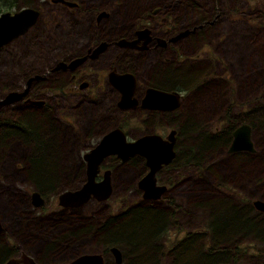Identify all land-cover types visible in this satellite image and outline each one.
<instances>
[{"label": "rangeland", "instance_id": "rangeland-1", "mask_svg": "<svg viewBox=\"0 0 264 264\" xmlns=\"http://www.w3.org/2000/svg\"><path fill=\"white\" fill-rule=\"evenodd\" d=\"M2 1L6 0H0V5H3ZM64 1H73L76 5L68 6L64 2L51 0H16L19 6L36 8L38 15L30 28L0 48V95L1 88L23 86L25 79L32 73L40 76L34 80L33 86L37 88L38 99H45L49 107H45L46 109L43 110H39L41 107L38 106L29 108L40 116V118L37 116L39 123H34L32 118L26 115L21 116L20 122L35 126L36 137L41 140V145L52 142L56 147V152L53 149L49 155L55 158L57 165L55 167L51 164L50 158L47 160L39 158L34 161L35 154H31L25 139L21 140L13 136L17 135L20 129L13 130L12 125H7L5 135L0 140L2 141L5 136L9 135L8 133H12L7 136L6 141L0 143V151L4 148V144L7 145L3 154L0 155V177L3 180L0 188L6 194L3 198L0 197V221L10 231L17 230L21 238L34 239L37 244L46 245L49 249L47 253V257L50 256L49 261L61 258L67 253L63 249V245L70 239L74 238L78 242L98 240L94 234L79 237L80 232L84 233L85 231H80L72 236L69 229L84 222H95L106 216V213L102 211L104 204L90 200L74 215H70L63 209L56 208L54 196H44L47 199L42 212L28 214L25 198L27 192L31 190V182L26 175L36 174L35 167L37 166L39 169L37 175L45 169L48 170L45 177L39 178L38 176L45 183L42 184L38 180L44 189L55 185L57 189L76 186L83 177V168L76 149L84 146L87 138H90L88 141L96 140L102 132L114 127L116 122L121 121L124 113L115 105L114 92L110 85L97 89L93 95L84 88L72 92L71 88L74 87L69 85L67 68L73 69L79 63V57L72 58L68 62H62L60 59L76 50L79 52L88 37L94 33L110 36L120 31L128 35L133 30L135 23L149 26L152 31L158 34H161L160 27L165 30L174 29L177 32L184 29L189 20L192 21L195 18V14L190 9L187 10L184 4H174L178 0ZM198 2L208 13L211 11L212 0H198ZM18 8L10 7L1 11H14ZM152 8H157L159 11L153 17L150 12ZM99 10L105 14L97 16ZM216 11H220L221 16L218 17L214 25L183 36L171 47H164L159 56H156L154 51H128L133 64L132 72L144 81L151 74L150 80L160 87L178 85V79L185 82L190 80L189 85L199 84L201 80L204 81V78H208L207 75L211 77L215 71H221L222 67L219 65L218 59L229 48L237 51L238 46L246 45V41H238L235 34L251 35L254 39H249L251 41L249 49L225 54L226 65L231 69L233 77L231 85H234L237 99L241 96H264V81L260 80L259 75V69L264 65V0H217ZM175 26L176 28H174ZM235 42H237L236 46ZM118 51H120L118 47L105 50L99 59V64L116 65ZM240 52L242 53L239 56ZM158 60L159 68H154L153 65ZM238 65L243 68L238 70ZM49 66H53L52 69L55 71L50 69L47 72L46 69ZM190 66L195 67L191 73L185 71L184 74H181L182 70ZM155 75L161 76L156 79ZM89 79H94L93 74L89 75ZM215 82L219 83L216 80ZM48 86L70 87V90L65 93L59 91L53 93L52 90L51 92L47 90ZM178 88L180 92L183 91L180 87ZM219 91L226 97H231L227 88L225 90L224 87H220ZM208 93L206 88L199 92L195 103L200 111V116L191 114L193 120L202 118L203 113H208L207 104L203 102V96L206 97ZM194 98L196 99V97ZM19 106L21 105L19 104ZM26 109L21 108L18 113L20 114ZM207 115H204V118H207ZM251 115L255 121L260 119V114L256 109L252 110ZM139 116L142 115H138L137 119L132 122V126L126 127L128 136H138L143 133L144 124ZM187 116L188 114L185 113L184 118ZM228 117L233 120L240 118L238 112L230 114ZM50 119H52L53 126L50 125ZM207 121H210L209 127L222 126L218 122V118ZM232 122L234 121L227 119V124L230 125ZM33 125L30 127L32 130L34 129ZM145 125L150 128L149 122H146ZM164 129L165 127H163ZM197 130H200L197 122L191 121L182 124L184 133ZM184 133L180 135V137L183 136L184 141L178 142V146L186 147L187 145ZM200 137L205 139L197 143L193 139L189 141L199 147L195 158L199 157L207 146L206 138L216 140L215 135L208 133H202ZM252 140L256 145L254 157L243 153L233 156L226 153L223 155L221 148H218L215 151L217 156L210 161H202L203 165L195 162L191 166H184L188 161L180 157L177 158L180 166L171 182L176 204L174 217L178 222L191 227H195L194 223L196 222L210 223L212 235L216 234L221 241L229 240V238L230 240L234 239L232 243L231 241L226 242L231 244L211 249L207 246L197 245L189 249V246L185 245L184 248H180L176 252L180 259L177 264H213L227 253H232V250L238 245V232L230 236L231 231L238 229V224H234L238 223V201L251 195L252 192L260 194L264 192V188L259 191L256 186L253 188L245 184L243 189L238 190L229 188L225 184L227 182L238 184V178L252 180L256 176L264 177V129L254 132ZM259 149H263L261 153ZM39 150L41 151V146ZM259 153L263 158H258ZM115 161H113L110 177L111 197L108 198L113 213L127 207L126 204L131 206L141 204V197L133 182L141 169L139 159L123 163ZM14 162L17 163L18 170L14 169ZM146 204L154 205L155 202L147 201ZM138 210H140L138 207L131 209V211ZM144 219L141 216L138 221H129V217L123 218L113 214L108 220L101 221L98 226L104 230L112 228V225L118 226V229H112L104 238L106 241L114 243L116 240H124L123 235L126 233H130L134 239L145 236L146 231L140 224ZM223 224H228V229L225 231L222 230ZM240 233L242 234L243 231ZM252 235L254 237V233ZM171 236L172 232L165 235V238ZM54 238L56 242L52 246L48 245L47 242ZM240 238L249 239L250 237L242 235ZM139 253L141 256L154 258L156 251L142 246ZM167 261L169 260L164 258L161 263L166 264ZM106 264H112L108 257Z\"/></svg>", "mask_w": 264, "mask_h": 264}, {"label": "flooded vegetation", "instance_id": "flooded-vegetation-1", "mask_svg": "<svg viewBox=\"0 0 264 264\" xmlns=\"http://www.w3.org/2000/svg\"><path fill=\"white\" fill-rule=\"evenodd\" d=\"M70 2L73 3L71 6L76 5V3H74L73 1ZM178 3H185L187 5V10L190 9L195 14V18L194 20H189L187 22L184 29H187L188 32L182 36L177 37L173 41H168V38L178 32H175L174 29L165 30L160 27L159 30L161 34H158L152 31L149 26L143 25L142 23H135L133 25V30L128 35L121 33L120 31H117L110 36H102L94 33L88 37L86 43L80 49L79 52L76 50L75 52L68 53L65 57H63V59H60L62 62H68L70 59L76 57H79L81 59L78 61L79 63L73 69L67 68L69 85H72L74 87L71 88L72 92H77V90L84 88L91 92V94L93 95L97 91V89H101L106 85H110L114 92V103L117 108L124 113L123 117L121 118V121L116 122L114 127L110 128L105 132H102L96 140L88 141L90 138H87L84 142V146L76 149L78 151L79 160L83 168V177L81 181L76 184V186L61 189H57V187H55L54 191L45 192L38 190L33 185L34 176L29 174L26 175L29 181L31 182V190L27 192L25 198L27 204L26 212L28 214L42 212L44 207L43 205L45 204L47 196H54L55 203L57 205L56 208H61L64 212H68V214L70 215H74L76 211L80 210L90 200L94 202H102L104 204V209L102 211L106 213V216L96 220L95 222H84L82 224L75 225L74 227L69 229L70 234L72 236H75L80 231H85V235L94 234L95 238H101L99 243L95 244L93 240L78 242L74 238L70 239L63 245V249L67 251V253L61 258L49 261L50 256L47 257L49 249L48 247H46V245L37 244L34 239L21 238L17 230L10 231L0 221V264H27L25 261H23L25 257L31 259L34 264H55L59 262L68 263L71 261L72 258H77L85 254L97 255L99 257V264H106L107 257L111 259L112 264H123V262L124 264H163L161 263V261L164 258H167L169 260L166 264H177L179 257L176 255V252L180 250V248H184L185 245H188L189 249H192V247L196 245L207 246L210 247L209 249H211L212 247H224V245L231 244L234 241V239L230 240V238L229 240L221 241V239H219L216 234L212 235L210 231V223L206 224L196 222L194 223L195 227H191L178 222L177 218L174 217V214L176 212H174L176 204L174 201L175 195L172 192L171 182L175 172L178 171L177 169L180 166L179 162L177 161V158L179 157V152H177L175 146L178 142H180L182 138L180 137L181 131L179 125L175 120L178 119L180 113L185 111H190L193 116H200V111L197 109L196 103L193 99L194 97L198 99L199 91L183 90L182 92H180L178 87L181 88V84H179V82L178 85L160 87L150 80L151 74L149 78L144 81L139 79L132 72L133 64L131 62V55L128 51H154L156 56H159L161 55V51L164 47H171L179 39L183 38V36H186L189 33L193 34L197 31H201L206 26L214 25L218 17L221 16V12L216 11L217 0H212V9L209 13L202 5L199 4L198 0H186L185 2L182 0H178V2H174V4ZM100 11L101 10L98 11V14ZM150 12L152 14L151 17H153V15H155V13L159 11L157 8H152ZM102 14L105 13H103L102 11ZM143 27H146L148 30L139 31V29ZM174 28H176V26ZM235 35L238 37V41H246V45L238 46L237 51H235L236 49L232 50L229 48L224 53V55L220 59H218V63L222 67L221 71H215L213 76L209 77V79L211 80H219L223 82L225 84V87L227 88V92L231 95V97H226L224 95L223 104L218 105L216 91H210L206 97L203 96V102L207 104L208 108L207 120L218 118V122H220L222 126L209 127L208 123L210 121L206 120L207 124H205V131L210 135L216 136V144H218L219 148H221V153L223 155L224 153H226L230 156H233L238 155V153H243L247 156L254 157L256 154V145L252 140V134L258 130L264 129V114H261L260 119L256 121V125H253V123L250 121V118L252 117L251 113L253 109L262 110V112L264 113V99H262L264 98V96H241L238 99L235 97L234 85H231V83H233V77L231 69L228 67V65H226L225 54L236 53L241 50L249 49L251 43L249 39H254L251 35H241L239 33ZM17 36L18 35L14 36L9 41L2 43L0 45V48L12 42L13 39H15V37ZM120 39L124 40L121 41ZM100 43L102 44V46L96 49V47ZM234 45L236 46L237 42H235ZM111 47L120 48V51L117 52L116 56V65H100L99 59L101 55L104 53L105 50ZM241 53L242 52L238 53V55L240 56ZM54 65L55 63L53 64V66ZM53 66H49L46 71L48 72L50 71V69L51 71H55L52 69ZM153 67L159 68V60L154 63ZM242 68L243 67H240L238 65V70ZM194 69L195 67L190 66L182 70L181 74H184L185 71L191 73ZM90 74H93V80L89 79ZM30 75H33V73ZM30 75H28V77ZM259 75L261 77L260 80L264 81V65L260 67ZM115 76H117V78H115ZM160 76L155 75V77H157L156 79H158V77ZM34 80L29 83L25 94L22 95L20 99L0 105L1 139L6 131L7 125H12L13 130L16 128H22L23 124L20 122L21 116H30L33 122L35 123V120L38 119V115H36L35 111H31L29 108H34L35 106H38L41 107L39 110H43L49 107V104L45 99H38L39 97L37 94V88L33 86ZM24 86L25 81L23 86L21 87L5 89L1 88L0 99L7 91L13 89L21 90L24 88ZM48 87L49 88L47 90L49 92H51L52 90L53 93H55L56 91L65 93L66 91L70 90V87ZM148 88H153L166 92L175 91L177 92L178 96L176 97V99L163 100L161 102L157 101L158 104L165 105V107H162L163 109L157 107V103L154 108L147 107L149 106V100L148 96L145 95V91ZM40 92H42V90H40ZM124 94H126L127 96ZM121 95L123 98L125 97L124 99L128 101L130 100L132 102L128 103L125 100H121ZM19 104L21 106H19ZM21 108L27 109L19 114L18 111ZM236 112H238L240 118L237 121L232 122L230 125L227 124L228 115L235 114ZM38 114H41V112H38ZM138 115H142L139 117L144 124V131L138 136H128L126 127L132 126V122L137 119ZM38 117L40 118V116ZM50 122V125L53 126L52 119H50ZM146 122H149L150 128L146 127ZM242 124L248 125V140L250 141L251 149H229L231 141L233 139L234 129ZM163 127H165L164 130ZM113 129L121 130L124 139L127 141L136 139L144 134L155 135L164 140V142L156 143L154 150L149 154L150 159H161L157 169L154 171V186L157 188L155 190L145 192L144 185L138 186L137 184L138 180L143 175H145L149 169L147 163L148 157L145 153L132 154L124 159L118 158L115 154H106L98 162V167L94 175V180L96 182L100 181L104 173H107L110 185V177L112 174L114 163L113 161L117 160L115 162L123 163L127 161H135V159L138 158V162L141 166V169L133 182L135 183V187L137 188V191L141 197V204H136L132 206L126 204L127 207L113 213L111 211L110 202L108 200V198L111 197L109 193V195L103 199H97L95 196H91L84 203L78 206L58 205L57 196L61 191L67 189H74L86 179V160L84 159L83 154L95 145H97L102 139L103 135L107 134ZM13 136L16 137L15 135ZM6 139L7 137L4 139V141H6ZM2 142L3 141H0V143ZM168 142L171 143L169 144ZM4 145V148L0 151V155L3 154L7 147L6 144ZM143 146L146 147L147 145L143 144ZM263 149H259L260 153ZM197 151L198 149L196 148V146L192 145L190 148L192 156L195 155ZM170 153H172L170 159L165 162L162 161V159H164ZM260 153L258 158L261 159L263 157H260ZM216 156L217 153L215 151L201 152L200 156L197 157L196 163H200L201 165H203L202 161H210ZM184 166H191V164L188 163ZM13 167L15 170H18V165L16 162H14ZM2 183L3 180L0 177V186H2ZM245 184H248L253 188L254 186H256V189L262 191V189L264 188V177L256 176L252 180L238 178V184L227 182L225 186L241 190L243 189V187H245ZM33 191H36L39 197L41 198V202L38 205L34 203L35 198L31 195ZM0 192V197L3 198L6 194L3 192V190H1V188ZM144 194H148V196H144ZM256 199L264 201V192L260 194L252 192L251 195H247L246 198H241V201H238V223H234L238 224V229H234L233 231H231L230 234V236H233L235 233L238 232V245H234L235 249L232 250V253H227L213 264H264V208H259L254 205L253 201ZM147 201H154L155 204H146ZM135 207L140 208V210L131 211V209ZM113 214H117L118 216H121L123 218L129 217V221H138L141 216H143L145 219L144 221L140 222V224L146 231L145 236H141L140 239L130 240L128 246H118L117 244L115 245V243L113 242H108L103 237H101L103 235L101 234L102 231L95 229L98 227V224H96L94 229H83V226L86 223H97L99 220H108L110 215ZM227 226L228 224H223L222 230H227ZM242 231L243 233L241 234L240 232ZM171 232L172 236L169 238H165V235H169V233ZM253 233L255 238L252 235ZM242 235L248 236L250 238H240ZM186 239L189 240L186 242ZM227 241H231V243H226ZM55 242L56 240L54 238L49 240L47 243L48 245L52 246ZM152 244L156 251L155 257L152 258V256H141L139 252L142 246ZM111 247H115L119 252L118 262L115 261V255L110 250ZM230 259L231 261H228ZM86 264H93V260H90V262Z\"/></svg>", "mask_w": 264, "mask_h": 264}, {"label": "water", "instance_id": "water-1", "mask_svg": "<svg viewBox=\"0 0 264 264\" xmlns=\"http://www.w3.org/2000/svg\"><path fill=\"white\" fill-rule=\"evenodd\" d=\"M51 1H61L71 6L73 3L64 0H51ZM38 15V10L30 6H20L14 11L5 10L0 12V45L9 41L16 35L24 33L31 25L34 24L36 17ZM99 16L102 15V11L99 12ZM146 27L140 28L139 31H147ZM188 32L187 29L178 31L176 34L168 38V41H173L179 36H182ZM121 41L124 39H120ZM100 43L96 49L101 47ZM79 60H81L79 58ZM78 60V61H79ZM40 76L38 74L30 75L25 80V86L21 90H9L0 99V105L4 103H9L20 99L22 95L25 94L29 83L38 79ZM117 78V76H115ZM126 95V94H124ZM145 95L148 96L149 106L153 107L156 105L157 101L161 102L163 100L176 99L178 96L177 92H166L162 90H156L153 88H148L145 91ZM127 96V95H126ZM125 98V97H124ZM121 95L120 99H124ZM40 102V101H39ZM158 104V103H157ZM172 104V103H171ZM170 104V105H171ZM175 104V103H174ZM125 105V104H124ZM157 107L162 108L165 105L158 104ZM163 109V108H162ZM171 141V140H170ZM164 142L158 136L144 134L136 139L127 141L124 139L121 130L113 129L107 134L103 135L102 139L97 145L92 147L90 150L83 154L86 160V179L78 187L74 189H67L61 191L57 196V204L60 206H78L84 203L89 197L95 196L97 199H103L107 197L110 193L109 177L107 173H104L100 181L94 180V175L97 171L98 162L106 154H115L118 158L124 159L132 154H143L147 155V163L149 169L145 175H143L137 182L138 186L144 185L145 192L155 190L157 187L154 186V171L157 169L161 159L159 158H149V154L154 150L156 143ZM172 142V141H171ZM171 142H168L169 144ZM143 144L147 146L144 147ZM160 149V148H159ZM229 149H251L250 141L248 140V125L242 124L236 127L233 131V139L230 144ZM153 155V154H152ZM172 153L168 154L162 161H168ZM32 197L35 198L34 203L36 205L40 204L41 198L36 191L31 193ZM148 196V194H144ZM152 197V196H151ZM254 205L259 208H264V201L256 199L253 201ZM110 250L115 255V261H119V252L115 247H111ZM90 260H93V264H99V257L97 255H82L77 258H72L68 263H55V264H86ZM27 264H34L31 259L24 258ZM223 264V263H216Z\"/></svg>", "mask_w": 264, "mask_h": 264}, {"label": "trees", "instance_id": "trees-1", "mask_svg": "<svg viewBox=\"0 0 264 264\" xmlns=\"http://www.w3.org/2000/svg\"><path fill=\"white\" fill-rule=\"evenodd\" d=\"M182 1H186V0H182ZM2 4L3 5H0V11L1 10H3V9H7V8H10V7H16V8H18L19 7V5H17V3H16V0H6V1H2ZM182 4H184L185 5V7L187 8V5L185 4V3H182ZM7 6V7H6ZM3 7H6V8H3ZM192 27V26H191ZM191 27H189V28H191ZM207 77L208 78H204V81L203 80H201V83H199V84H194V85H189V83H191V81L190 80H188L187 82H185V81H181L180 79H178V81H179V83L181 84V89H184V90H186V91H191V90H194V91H201V90H203L204 88H206L209 92L210 91H213V92H217L216 93V96H217V103H218V105H222L223 104V102H224V93H222L221 91H219V88L220 87H224L225 88V90H226V87H225V85L224 84H222L223 82H221V81H219V80H216V81H218L219 83L218 84H216V82H215V80H211V79H209V76L207 75ZM211 81H212V83H211ZM203 84H204V86H203ZM211 84V85H210ZM209 85H210V87H209ZM194 99V101H197V99H195V98H193ZM185 113H187L188 114V116H187V118H184V116H185ZM257 113L258 114H260V116H261V114H264L263 112H262V110H257ZM208 114V113H207ZM206 113H203V117L202 118H199V119H197V120H193V117H191V113H190V111H185V112H182V113H180V116L178 117V119L177 120H175L177 123H178V125H179V128H180V131H181V134L183 135V131H182V124H184V123H187V122H191V121H193V122H197L198 123V126H199V129L200 130H197V131H190V132H187V133H184V136L186 137L185 138V142L187 143V145H186V147H182L181 145H177L176 144V150H177V152H179V157L181 158V159H184V160H186V161H188V163L189 164H194L195 162H197V158H195V155H193L192 156V153L190 152V148H191V146L192 145H195L194 143H190L189 141H191L192 139L193 140H195L196 141V143L197 142H199L200 140H203V139H205V138H201L200 137V134H202V133H207L206 131H205V122H206V120H207V118H204L206 115H207ZM205 115V116H204ZM44 119V118H43ZM42 119V120H43ZM227 119L228 120H230V121H237L238 119H230L229 117H227ZM41 120V121H42ZM250 121L253 123V125H256V121L253 119V116L250 118ZM35 122H36V124L37 123H39V120L38 119H36L35 120ZM49 124V123H48ZM32 125L33 124H29V123H25V124H23V126H22V128L20 129V131H19V133L17 134V135H15L18 139H21V140H23V139H25L24 141H25V143H28L29 144V148H30V151H31V154H35V156H34V161L36 160V159H39V158H41L42 160L45 158V160H47V159H49L50 158V162H51V164H53L55 167H57V165H56V162H55V158L53 157H50V153H52L53 152V149H55V152H56V147H54V145L52 144V142H50V144H46V143H43L42 145H41V140L40 139H38L37 137H36V133H35V126H34V129L32 130V129H30V127H32ZM195 132V133H194ZM27 133V134H26ZM194 133V134H193ZM5 135V134H4ZM9 135H11V134H9ZM9 135H7V136H9ZM7 136H5V138L7 137ZM183 137V136H182ZM4 138V139H5ZM4 139L2 140V141H4ZM0 140H1V138H0ZM206 140H207V146L205 147V149H203L202 150V152H210V151H216L218 148H219V146H218V144H216V140H212V139H210V138H206ZM181 142L182 141H184L183 140V138H181V140H180ZM189 143V144H188ZM40 146H41V151L39 150L40 149ZM196 146V148L197 149H199V147L197 146V145H195ZM48 149H49V152H48ZM44 156V157H43ZM55 156H57L56 155V153H55ZM27 157H28V155H27ZM178 157V158H179ZM187 163V164H188ZM35 170H36V174H34V175H32V176H34V180H33V185L38 189V190H41V191H45V192H52V191H54V189H55V187H56V185L55 186H53V187H51V188H49V189H44L43 188V186H42V184H45L44 183V181H41L39 178H43V177H45V174L48 172V170L47 169H45L41 174H38L37 175V172H38V167L36 166L35 167ZM59 171V170H58ZM57 174H58V172H57ZM56 175V174H55ZM38 176H39V178H38ZM42 183H40L39 181ZM57 181V180H56ZM56 184H57V182H56ZM103 221H106V220H103ZM101 223V221L99 220L97 223H86L84 226H83V229H85V228H95V226H96V224H100ZM95 229H97V230H99V231H102V233L101 234H103L101 237H103V238H105L106 236H107V234H109L110 232H111V230L113 229V230H116V229H118V226L117 225H112V228H107V229H103L102 227H97V228H95ZM79 233V232H78ZM77 233V234H78ZM81 234H80V236L79 237H81V236H84L85 235V232L84 233H82V232H80ZM123 237L125 238L124 240H116L114 243H115V245L117 244L118 246L119 245H121V246H123V245H125V244H129V241L130 240H133L134 238H132L131 237V234L130 233H126V234H124L123 235ZM98 238V240L97 241H95V244H98L99 243V241L101 240V238H99V237H97ZM93 240V239H92ZM144 247H146V248H150V250L151 249H154V246H153V244L152 245H144ZM214 251V250H213ZM150 254V253H149Z\"/></svg>", "mask_w": 264, "mask_h": 264}, {"label": "bare ground", "instance_id": "bare-ground-1", "mask_svg": "<svg viewBox=\"0 0 264 264\" xmlns=\"http://www.w3.org/2000/svg\"><path fill=\"white\" fill-rule=\"evenodd\" d=\"M180 84V83H179ZM182 90H184V89H182ZM184 91H186V90H184ZM175 149H176V146H175Z\"/></svg>", "mask_w": 264, "mask_h": 264}]
</instances>
